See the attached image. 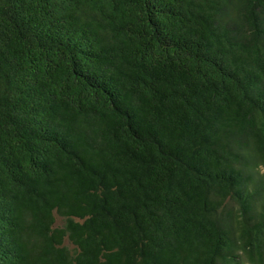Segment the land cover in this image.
Listing matches in <instances>:
<instances>
[{"label":"trees","instance_id":"obj_1","mask_svg":"<svg viewBox=\"0 0 264 264\" xmlns=\"http://www.w3.org/2000/svg\"><path fill=\"white\" fill-rule=\"evenodd\" d=\"M0 264H264V0H0Z\"/></svg>","mask_w":264,"mask_h":264}]
</instances>
